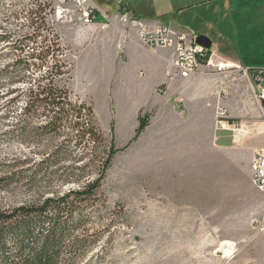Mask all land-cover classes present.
I'll list each match as a JSON object with an SVG mask.
<instances>
[{
    "label": "rangeland",
    "instance_id": "1",
    "mask_svg": "<svg viewBox=\"0 0 264 264\" xmlns=\"http://www.w3.org/2000/svg\"><path fill=\"white\" fill-rule=\"evenodd\" d=\"M121 1L130 10L119 0H94L147 24L173 21L185 32L208 37L212 51L261 69L264 87V8H250V1L259 6L264 0ZM181 6L186 7L177 9ZM122 30L118 24L107 29L78 24L72 2L0 0V35L7 36L0 42V69L16 55L52 44L69 66L64 82L72 98L91 105L117 149L93 206L84 210L85 224L72 232L85 236L88 250L71 258L65 252L60 264H264L263 225L253 222L264 216V193L249 179L247 148L250 139L264 146V103L253 99L249 78L236 71L225 78L217 74L214 91L202 100L182 86L177 97L167 81L156 79L154 59L162 60L166 72L170 53L144 50L133 30L131 41ZM26 75L32 79L39 71L31 67ZM13 83L18 82L0 74V95ZM220 88L226 96L218 95ZM9 99L0 96V211L77 189L79 183L57 174H32L34 162L60 139L51 143L47 135L24 132L21 105ZM218 102L240 129L230 147L216 146L213 139ZM251 126L256 128L249 134ZM224 241L234 243L230 256Z\"/></svg>",
    "mask_w": 264,
    "mask_h": 264
},
{
    "label": "trees",
    "instance_id": "2",
    "mask_svg": "<svg viewBox=\"0 0 264 264\" xmlns=\"http://www.w3.org/2000/svg\"><path fill=\"white\" fill-rule=\"evenodd\" d=\"M6 41L7 36L0 35V42ZM44 46L25 57L16 55L11 64L0 69L10 83L18 82L6 86L0 96L10 95L6 102L21 105L24 132L35 137L47 135L51 143L60 139L34 162L32 174H57L64 182L72 180L80 185L59 196L1 210L0 264H60L65 252L70 258L86 253L85 236L72 232L85 224L84 210L93 206L117 151L98 125L91 105L72 98L64 82L70 72L68 64L55 55L52 44ZM9 67L14 71H8ZM31 67L39 71L32 79L26 75ZM32 119L38 123L28 124ZM67 159L71 160L69 166L60 165ZM27 162L25 159L21 164Z\"/></svg>",
    "mask_w": 264,
    "mask_h": 264
},
{
    "label": "built area",
    "instance_id": "3",
    "mask_svg": "<svg viewBox=\"0 0 264 264\" xmlns=\"http://www.w3.org/2000/svg\"><path fill=\"white\" fill-rule=\"evenodd\" d=\"M63 1L72 2L76 21L84 27L95 26L107 29L118 24L123 27L121 35L124 40H132L129 30H133L134 42L140 48L148 51L167 50L170 53V59L164 82L174 76L187 79L197 74H218L225 78L236 71L249 78L253 99L264 103L261 69L244 68L240 64L223 60L211 48H205L196 43V36L193 33L178 31L165 23L147 24L138 16L126 12L107 11L99 7L94 0ZM253 83H256V87ZM218 95L226 96L225 90L220 88ZM214 116L216 128L231 129L233 137L239 133L240 129L235 128L234 123L229 122L228 111L219 102L216 105ZM250 180L259 192L264 193V146L253 150ZM253 222L261 225V221L257 218Z\"/></svg>",
    "mask_w": 264,
    "mask_h": 264
},
{
    "label": "crops",
    "instance_id": "4",
    "mask_svg": "<svg viewBox=\"0 0 264 264\" xmlns=\"http://www.w3.org/2000/svg\"><path fill=\"white\" fill-rule=\"evenodd\" d=\"M248 1H250V0H248ZM248 1H246V2H248ZM119 2L121 5L125 4V6H123V7L129 8V10H130L129 4H126L125 2H123L121 0H119ZM250 3L252 4V5L250 4L251 11H253V9L258 8V7L264 8L263 3H260L261 5H259V6L256 5L257 4L256 2L252 3L250 1ZM185 7L186 6H181L177 9H183ZM161 22L170 25L171 27H173L174 29H176L178 31H186L183 28H179L177 25H173V21H171V22L161 21ZM211 45H212V42H211ZM214 53L217 54L219 57H221L225 61L239 64L238 62H235L232 59L226 58V57H224V56H222L216 52H214ZM140 54L142 56H146V55L149 56L150 55V54H146L144 52H140ZM154 60L156 62L155 67L158 71V76L156 78L157 82H163V80L166 79L164 63L162 62L161 59L156 58ZM217 81H218V78L215 76V74H197V75H193L187 79H183V78H180L178 76H174L171 79L167 80V82L170 84V90H171L172 95L177 96L178 91L176 88L178 86H182V87L194 89L198 93V96H199L198 98H201V100H202V97H200V96L205 97L206 94L212 93L214 91V88H215L214 85L217 83ZM255 128H256L255 126H251L249 129V134H252L254 132ZM213 139H214L215 145L220 146V147H230L231 143H234L236 140L235 137H233V133L227 131V129H220V128H216L214 130ZM258 144H259L258 141L255 139H250L247 142V148H249V150L251 151V156H252L253 150L255 148L261 147V146H257ZM250 173H251V168L249 169V179H250ZM261 223L263 225V230H264V216L261 217Z\"/></svg>",
    "mask_w": 264,
    "mask_h": 264
},
{
    "label": "water",
    "instance_id": "5",
    "mask_svg": "<svg viewBox=\"0 0 264 264\" xmlns=\"http://www.w3.org/2000/svg\"><path fill=\"white\" fill-rule=\"evenodd\" d=\"M195 41L196 43L204 46L205 48L211 47V40L204 35H201V34L196 35Z\"/></svg>",
    "mask_w": 264,
    "mask_h": 264
},
{
    "label": "bare ground",
    "instance_id": "6",
    "mask_svg": "<svg viewBox=\"0 0 264 264\" xmlns=\"http://www.w3.org/2000/svg\"><path fill=\"white\" fill-rule=\"evenodd\" d=\"M222 246L227 245V248L223 249L224 253L226 255H232L235 251L234 243L229 241H224L221 243Z\"/></svg>",
    "mask_w": 264,
    "mask_h": 264
}]
</instances>
